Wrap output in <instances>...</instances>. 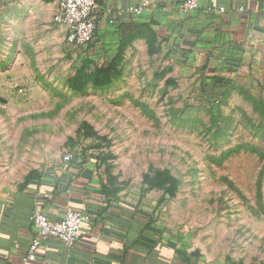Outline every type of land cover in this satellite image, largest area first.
Segmentation results:
<instances>
[{
	"label": "rangeland",
	"instance_id": "1",
	"mask_svg": "<svg viewBox=\"0 0 264 264\" xmlns=\"http://www.w3.org/2000/svg\"><path fill=\"white\" fill-rule=\"evenodd\" d=\"M5 29L0 185L63 155L80 158L105 192L156 202L164 228L205 264H264V158L239 151L218 164L237 145L264 152V60L215 84L224 94L210 99L200 73L179 56L170 62L154 37L136 52L88 56L63 30L17 38ZM96 80L116 85L96 92ZM73 81L86 90L73 91Z\"/></svg>",
	"mask_w": 264,
	"mask_h": 264
},
{
	"label": "crops",
	"instance_id": "2",
	"mask_svg": "<svg viewBox=\"0 0 264 264\" xmlns=\"http://www.w3.org/2000/svg\"><path fill=\"white\" fill-rule=\"evenodd\" d=\"M182 1L157 0L141 15L128 16L127 9L141 0H98L99 23L89 45L95 48L87 47L85 54L136 52L154 37L170 62L179 56L175 63L187 62L199 72L202 85L224 83L238 69L259 67L264 0H202L189 13L178 8ZM57 12L58 0H0V25L17 38L29 32L42 38L53 27L65 32L66 41V28L54 21ZM63 157L15 185H0V264H205L199 252L164 228L156 202L149 208L146 196L134 201L126 194L112 196L101 187L93 164ZM68 208L84 216L76 245L68 249L50 240L35 260H26L35 235L34 212L58 221Z\"/></svg>",
	"mask_w": 264,
	"mask_h": 264
},
{
	"label": "built area",
	"instance_id": "3",
	"mask_svg": "<svg viewBox=\"0 0 264 264\" xmlns=\"http://www.w3.org/2000/svg\"><path fill=\"white\" fill-rule=\"evenodd\" d=\"M157 0H141L137 6L129 7L128 16H139L148 7L150 2ZM98 0H58V12L54 21L66 28V44L71 48L86 49L93 40L98 26V19L94 15ZM202 0H183L178 8L183 12H193L201 7ZM65 162L70 157L64 156ZM84 220L83 214L68 208L60 220L51 221L43 211L37 210L31 217L34 230L26 260L36 259L38 249L47 241L56 240L64 247L70 249L76 245L80 236V227Z\"/></svg>",
	"mask_w": 264,
	"mask_h": 264
},
{
	"label": "trees",
	"instance_id": "4",
	"mask_svg": "<svg viewBox=\"0 0 264 264\" xmlns=\"http://www.w3.org/2000/svg\"><path fill=\"white\" fill-rule=\"evenodd\" d=\"M89 47V46H88ZM2 65V64H1ZM3 66V65H2ZM74 85L72 86V90L73 91H85L86 90V85L85 84H80L77 85V82L73 81L72 82ZM114 84L113 81H107V82H100L98 83L97 80L93 82V84L91 85V89L96 91V92H101V91H105V90H109V89H113L114 88ZM66 85V84H65ZM49 87V89H51V92H53L55 95L59 96V97H63L64 94L59 91L58 89H56L55 87L51 86L50 84L47 85ZM203 88L205 89V91H207L206 96L210 99L216 98L221 96L222 94H224L222 92L223 89H225V85H203ZM122 99L118 100L117 102L119 103ZM135 104H139L141 106V108L143 109V111L151 118L153 117V112L151 110H149L147 108V106L137 103L135 102ZM264 116V113H261ZM239 151H248L250 153L256 154L260 159L264 158V152L261 151L260 149H258L257 147L250 145V144H243V145H237L234 146L232 149L223 151L221 153V155L219 156V160H218V164L221 163V161L227 157H229L232 154H235ZM145 197V195H142L140 198ZM158 207V204H157ZM168 247H166L165 245V249H167ZM198 257H192V260H197ZM182 264H186V262H183Z\"/></svg>",
	"mask_w": 264,
	"mask_h": 264
}]
</instances>
